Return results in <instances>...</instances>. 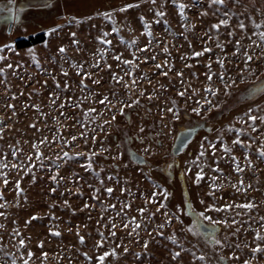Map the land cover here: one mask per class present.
Here are the masks:
<instances>
[{"label": "rangeland", "instance_id": "obj_1", "mask_svg": "<svg viewBox=\"0 0 264 264\" xmlns=\"http://www.w3.org/2000/svg\"><path fill=\"white\" fill-rule=\"evenodd\" d=\"M102 1L0 0V264H264V0ZM211 204L220 244L187 230Z\"/></svg>", "mask_w": 264, "mask_h": 264}, {"label": "snow or ice", "instance_id": "obj_2", "mask_svg": "<svg viewBox=\"0 0 264 264\" xmlns=\"http://www.w3.org/2000/svg\"><path fill=\"white\" fill-rule=\"evenodd\" d=\"M152 2H153V4H155L156 0H152ZM212 3H214V4H215V3L223 4V3H224V0H212ZM45 6H47L46 2H45ZM131 7H132L131 4H129V5H125V9H126V8H131ZM125 9H121V10L123 11V10H125ZM10 11L12 12V18L15 19V20H19V16H18L17 13H16V9H15V8H12V9H10ZM20 11L23 12V11H24V8H20ZM179 11H180V15L183 16V15H184V11H185V5H184V4L181 3V4L179 5ZM205 14H206V13H205ZM158 15L161 16V17H163V16H164V12H162V11H158ZM104 16H105L106 18H109V19L111 18L107 13H104ZM253 23H255V22H253ZM144 24H145V30L147 31V21H144ZM227 24H228V20H227V19H221L217 24L213 25V27L216 28V29H219L221 25H227ZM239 27H240V28H244L245 26H244L243 23H241V24L239 25ZM256 27L259 28L260 25H256ZM114 30H115V29H114ZM51 31H55V29H52ZM73 35H75V33H73ZM148 35L151 36V31H148ZM259 37H260V40H261V41H264V32H260V33H259ZM104 43H110V41L105 40ZM236 43H237V45H239V41H237ZM253 43H255V41H253ZM59 50H60L61 52L64 51L63 47H61ZM206 50H208V49H206ZM236 50L239 51V50H240L239 47H237ZM32 51H33V50H29V52H32ZM165 51L167 52L168 49L165 48ZM200 54H201V53H199V52H194V53H193L194 56H199ZM244 55L247 57V60H249V61H251V60L253 59L252 55H249L248 53H245ZM116 58H117V59H120V57H116ZM33 59H35V57H33ZM0 60H3V57H2V56H0ZM124 63H126V64H131L132 62L129 61V60H125ZM220 63H221V66L223 67V61H221ZM7 67L11 68L12 65L9 64V65H7ZM157 67H160V66L157 65ZM0 72H3V69H0ZM85 75H87V74H85ZM207 75H208V79H209V81H211V79H212V75H213V74L209 73V74H207ZM220 78H223V73L221 74ZM234 83H235V81H233V84H234ZM227 87H229V86H228L227 84H225V88H227ZM217 91H219V89H217ZM252 91H254V92H255V91H261V92H264V82L258 84L256 87H254V88L252 89ZM214 94H215V93H214ZM180 95H184V93L181 92ZM104 99L106 100L107 97H105ZM37 107H38V106H37ZM217 107H218V105H217ZM169 111H171V109H169ZM192 111L195 112V113H198V114H199L200 111H201V109H200L199 107H196V108H193ZM208 111H211V107H209ZM121 112H123V108H121ZM251 113H252V109L249 108V109H248V113H247L246 115L248 116V119L251 120V121L253 122V130H255V129H254V126H255V123H256L258 117H257L256 115H252ZM113 119H115V117H113ZM173 119H176V120H179V119H180V115H179L178 110H177L176 113H174V115H173ZM241 119H242V118H241ZM259 119H260L261 122H264V116H260ZM2 131H3V129L0 128V132H2ZM141 131H142V129H141ZM188 135H191V131H189ZM75 138H76L75 136L72 137L73 140H75ZM177 139L181 141V144H183V143L187 140V136H184L183 138H181V137H177ZM236 142H242V141H240L239 137H237V140L234 141V143H236ZM210 146L213 147V149L215 150V146H214V145H210ZM33 147H36V146L33 145ZM200 147H201L200 156H198L196 159H200V157H202V156L204 155V152H203V147H204V146H203V144H201ZM225 151H226V152L230 151V149L227 147V145H225ZM68 155H69L68 153H66V152L64 153V156H65V157H67ZM76 155H79V153H77ZM37 156H38V157H42V153L37 152ZM260 156L264 157V147H262V148L260 149ZM28 159L31 160L32 158H31V157H28ZM88 166H89V167L92 166V165H91V160L89 161V165H88ZM19 167H24V165L21 164V165H19ZM190 170H191V169H188V171H190ZM236 170H237V171H241V169L239 168L238 165H237ZM4 175H5V177H6V174H4ZM202 176H203V172H202V171L196 173V182H197V183L200 182V179H201ZM53 179H55V177H53ZM4 183H5V184L8 183L7 178L4 179ZM241 183H242V181H241ZM16 187H17V189L19 190V181L16 182ZM53 191H54V189H53ZM112 191H113L112 188H108V189H107V192H108L109 194H111ZM164 196H165V198H167V196H168L167 189H165V191H164ZM152 197L155 198V197H156V193H153V194H152ZM202 202H203V201H202ZM65 203H67V201H65ZM160 206H161V207H167L166 205H163V204L160 205ZM223 207H224V208H230L231 206H230V205H224ZM243 207H245V208H251V207H253V205H252V204H244ZM188 210H189V211L192 213V215H193L194 217H196V218L192 221L191 226H190L187 230H188L189 232H193V233H195V234H197V235H199V234H201V233L204 234V235H212L213 243H214V244H220L221 241H220L219 239H217L216 236L214 235V233H215V227H214V226L217 225V224H219V223H222V221H219V220L214 219L211 215L207 214V212H210V211H212V210L220 211L221 209H220L217 205H215V204H211V205H208V206L206 207V211H201V212H198V213H197V212L191 207V205H189V209H188ZM139 211H140L141 213H143L144 209L141 208V209H139ZM166 215H167V214H166ZM175 219H176V220H180V217H179V216H176ZM261 219L264 220V217H261ZM203 221H207L208 224L203 223ZM180 222L183 223V221H180ZM133 223L135 224V228H136V229H138V228L140 227L139 224L135 223V218H133ZM223 223H227V221H223ZM112 227L115 228V224H113ZM124 227H128V225L125 224ZM159 227H163V225H159ZM111 234H112L113 236H115V232H113V233H111ZM56 235H59V233L57 232ZM161 235H163V233H161ZM169 238L173 241V243H179L178 239L176 238V236H175L174 234H173L172 236H170ZM102 239H103V238H102ZM256 239H257V241L264 240V235H262L259 231H257V232H256ZM80 241H81V243H83V241H84V237H83V236L80 237ZM19 243H20L21 245H23V244L25 243V241H24L23 239H21V240L19 241ZM101 243H102V240H101ZM41 246H42V245H41ZM144 248H145V249L148 248V241H145V242H144ZM261 250H264V249H262V248H261V245H260L259 243H257L256 248L254 249V251H261ZM124 251L127 252V251H128L127 248H125ZM110 254H111V255H116L115 250L113 249V250L111 251V253L108 252V251L103 252V253L99 256V258H98L99 264H105V258H106L107 256H109ZM28 255L31 256L32 253H31V252H28ZM45 255H46V254H45ZM85 255H87V254L85 253ZM180 255H181V253H180L179 251H175V252L172 253V259H173V260H177V258H179ZM89 259H91V258H89ZM200 259L203 260L204 257L201 255ZM14 264H15V262H14ZM24 264H28V261H27V260L24 261ZM245 264H248V262L245 261Z\"/></svg>", "mask_w": 264, "mask_h": 264}, {"label": "trees", "instance_id": "obj_3", "mask_svg": "<svg viewBox=\"0 0 264 264\" xmlns=\"http://www.w3.org/2000/svg\"><path fill=\"white\" fill-rule=\"evenodd\" d=\"M112 4L115 3V1H110V0H103L102 2H99L97 6H100L104 9L110 8V3ZM109 3V4H108ZM47 39V33L46 32H40L39 34L35 36H30L28 38L20 39L15 42V45L18 49H24L28 47H32L41 43H44Z\"/></svg>", "mask_w": 264, "mask_h": 264}, {"label": "water", "instance_id": "obj_4", "mask_svg": "<svg viewBox=\"0 0 264 264\" xmlns=\"http://www.w3.org/2000/svg\"><path fill=\"white\" fill-rule=\"evenodd\" d=\"M10 31H11V27L9 29V33H10ZM259 92H261V91H255V92L251 91V95H256ZM189 131H191V135H188ZM196 133H197L196 130H185V131L180 132L177 137L183 138L184 136H187V140L183 144H181V141L176 139V142H175L174 147L172 149L173 154L174 155L181 154L183 152V150L188 146V144L193 140V138L195 137ZM136 160L137 161H142V159L138 158V157L136 158Z\"/></svg>", "mask_w": 264, "mask_h": 264}]
</instances>
